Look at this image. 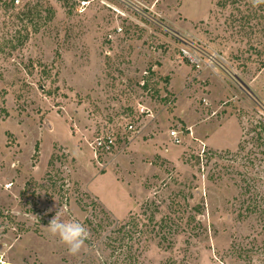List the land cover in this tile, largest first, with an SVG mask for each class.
Returning a JSON list of instances; mask_svg holds the SVG:
<instances>
[{"label": "rangeland", "instance_id": "rangeland-1", "mask_svg": "<svg viewBox=\"0 0 264 264\" xmlns=\"http://www.w3.org/2000/svg\"><path fill=\"white\" fill-rule=\"evenodd\" d=\"M0 264H264V5L0 0Z\"/></svg>", "mask_w": 264, "mask_h": 264}, {"label": "clouds", "instance_id": "clouds-1", "mask_svg": "<svg viewBox=\"0 0 264 264\" xmlns=\"http://www.w3.org/2000/svg\"><path fill=\"white\" fill-rule=\"evenodd\" d=\"M253 8L264 5V0H250ZM48 234L67 247L70 255L76 256L85 246L90 237L87 226L77 219L63 220L60 214H56L46 226Z\"/></svg>", "mask_w": 264, "mask_h": 264}, {"label": "built area", "instance_id": "built-area-1", "mask_svg": "<svg viewBox=\"0 0 264 264\" xmlns=\"http://www.w3.org/2000/svg\"><path fill=\"white\" fill-rule=\"evenodd\" d=\"M183 52L187 55H190V51L187 49H183ZM129 127L130 129H132L134 128V125L130 124ZM171 135H172L173 140L176 143L181 142V137H180L178 129H173L171 131ZM115 141H116V138L113 134H107V135L96 137V139H94V141L92 142V146L95 149L96 155L98 152L100 153V155L102 153L103 154L112 153L114 146H115Z\"/></svg>", "mask_w": 264, "mask_h": 264}]
</instances>
